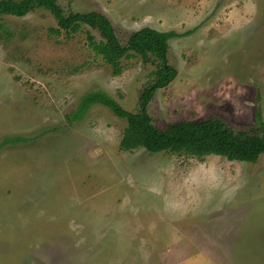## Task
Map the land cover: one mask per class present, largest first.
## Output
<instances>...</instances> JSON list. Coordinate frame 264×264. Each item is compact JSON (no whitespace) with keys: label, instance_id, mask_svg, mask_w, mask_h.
Here are the masks:
<instances>
[{"label":"rangeland","instance_id":"374dc122","mask_svg":"<svg viewBox=\"0 0 264 264\" xmlns=\"http://www.w3.org/2000/svg\"><path fill=\"white\" fill-rule=\"evenodd\" d=\"M59 2L106 15L122 44L145 26L181 34L177 75L147 106L158 128L264 123V0ZM57 26L45 8L0 16V264H264V154L122 150L125 119L71 114L94 91L138 111L159 60L135 53L116 75L89 45L99 30Z\"/></svg>","mask_w":264,"mask_h":264},{"label":"trees","instance_id":"16d2710c","mask_svg":"<svg viewBox=\"0 0 264 264\" xmlns=\"http://www.w3.org/2000/svg\"><path fill=\"white\" fill-rule=\"evenodd\" d=\"M60 0H0V16H25L36 8L51 11L58 26L51 28V33L63 31L75 33L83 24L100 31L104 40H96L88 34L90 47L101 55L112 67L114 74L122 72V58L139 54L145 60L151 56L159 60L154 79L143 89L140 96V109L130 111L104 91L86 94L77 109L71 114L74 118L82 117L93 104L109 108L116 116L125 119L127 126L120 141L122 150L143 147L149 152L170 151L178 154L198 157L216 154L229 160L256 162L264 154V123L257 113V127L235 130L219 117L201 121H180L169 124L165 129L158 128L147 111V106L155 92L176 77L177 69L168 63L169 40L180 36L177 31H162L149 26L135 30L127 43L122 44L110 19L96 11L87 13L71 12L66 14ZM19 139V138H18ZM15 138L14 140H18Z\"/></svg>","mask_w":264,"mask_h":264}]
</instances>
